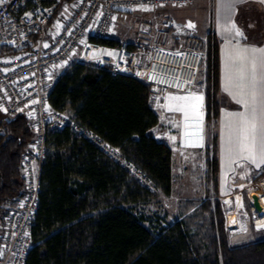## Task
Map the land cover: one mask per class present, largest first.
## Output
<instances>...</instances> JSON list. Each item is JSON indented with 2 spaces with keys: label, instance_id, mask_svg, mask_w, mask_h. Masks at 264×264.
I'll return each mask as SVG.
<instances>
[{
  "label": "trees",
  "instance_id": "obj_1",
  "mask_svg": "<svg viewBox=\"0 0 264 264\" xmlns=\"http://www.w3.org/2000/svg\"><path fill=\"white\" fill-rule=\"evenodd\" d=\"M257 25L252 36L264 39L261 21ZM97 42L113 46L119 41ZM205 49L204 121L214 126L219 111L218 45L212 30ZM0 51L13 53L7 48ZM150 95L151 86L141 80L75 63L56 78L48 101L115 147L156 189L170 196L172 152L152 134L159 116ZM31 138L25 116L0 122V210L23 189L20 161ZM45 143L31 230L36 245L26 264H264V238L230 245L217 196L181 201L180 215L173 222L145 225L146 218L131 205L148 200L152 193L114 159L69 128L48 131ZM213 151L208 169L217 185L215 144ZM260 175L264 176V167Z\"/></svg>",
  "mask_w": 264,
  "mask_h": 264
},
{
  "label": "built area",
  "instance_id": "obj_2",
  "mask_svg": "<svg viewBox=\"0 0 264 264\" xmlns=\"http://www.w3.org/2000/svg\"><path fill=\"white\" fill-rule=\"evenodd\" d=\"M192 0H3L0 3V48L13 53L0 56V113L8 119L21 114L32 119L31 144L20 161L23 189L10 204L0 234V264H26L27 255L36 245L31 236L41 191L42 163L46 156V134L50 130L69 128L82 136L134 177L144 188L155 189L152 182L119 151L84 129L70 112L52 108L48 95L54 69L83 63L102 68L111 76H128L141 80L161 92L192 94L203 53L195 48L168 49L153 43L119 41L117 45L97 42L110 38L114 20L120 12L136 7L181 6ZM66 5V6H65ZM65 22L47 32L55 12L63 7ZM67 11V12H66ZM58 13V12H57ZM30 14V15H29ZM142 34L150 27L142 24ZM70 61V62H69ZM56 80V79H55ZM151 90L152 108L162 105ZM184 121L181 122V124ZM181 125L180 146L200 148L206 141L205 121ZM213 128V124H210Z\"/></svg>",
  "mask_w": 264,
  "mask_h": 264
},
{
  "label": "rangeland",
  "instance_id": "obj_3",
  "mask_svg": "<svg viewBox=\"0 0 264 264\" xmlns=\"http://www.w3.org/2000/svg\"><path fill=\"white\" fill-rule=\"evenodd\" d=\"M61 9L56 16L59 14L62 15L63 18H61V22L63 23L65 22L67 13L61 14ZM248 10V17L252 19V17L249 16L252 15L253 17L256 16L260 18L262 28L264 29V15L259 8L248 5ZM54 21L55 19L49 24H54ZM189 23L194 25V27H188ZM142 24H147L150 27L148 34L141 33L140 27ZM211 30L213 31V0H192L181 6L136 7L120 12L114 20V26L109 37L117 39L118 41L143 42L145 46L157 43L172 50L185 48L198 49L203 53V60L197 76L196 89L192 94L201 91L205 100V43L208 39V33ZM6 55L7 54L3 52L0 53V56ZM65 66L66 65L54 69L50 74V84L55 81L57 74H59ZM151 90L162 103V105H156V107L153 108L154 111L159 114L165 110V104L168 102V93L161 92L156 88H152ZM25 118L31 130L32 119L26 116ZM5 119L10 120L0 113V122ZM168 122L169 123H166L168 124L167 126H169L168 128L162 126L158 128L157 130L159 131L156 132H161L163 137L176 138L178 147L182 148L180 146L179 136L182 128L185 130L181 125H187L186 122L180 125L179 130V126L174 127L172 121ZM207 132L205 144L203 147H200L202 149L194 151L187 150L183 153L175 154L172 171V192L170 196H165L155 188L151 191L152 196L148 200L132 204L131 206L137 214H142L146 218L145 225L151 224L152 226H156L157 224L164 225L165 223H171L178 218L180 215L178 207L181 201H203L207 197H210L211 200H215L217 196L226 217L229 243L242 246L248 244L247 240L249 239L255 241L263 239L264 229L257 230V224H255V219L259 218L260 215L254 210L253 204L251 203L256 199L257 202L264 207L263 176L257 174L252 177L251 175L247 181L236 180L237 182H235L234 179V183H231L227 188V192H225L228 193V195L226 194L224 196L221 194L218 185H215V182L210 177V169H208V158L212 159L214 152V127L211 128L210 125L207 126ZM31 142L32 138L28 142L27 147ZM231 185L234 187L233 189L230 188ZM215 190H217L216 195L214 194ZM10 203H12V201L7 202V204ZM0 214L2 218V229L6 214V204L2 206ZM231 222L234 224L233 228L228 227L229 224L231 225Z\"/></svg>",
  "mask_w": 264,
  "mask_h": 264
},
{
  "label": "crops",
  "instance_id": "obj_4",
  "mask_svg": "<svg viewBox=\"0 0 264 264\" xmlns=\"http://www.w3.org/2000/svg\"><path fill=\"white\" fill-rule=\"evenodd\" d=\"M231 5V6H229ZM248 5H253L259 8L261 13L264 15V3L261 0H213V32L217 39L218 45V100H219V111L214 127L215 131V157L217 161V185L220 193L224 196L228 193L227 188L231 183L239 181H247L251 175L256 176L261 174L264 165L260 168H256L249 161L242 158L243 154H229L226 151L229 137L233 135L235 121L228 115L230 113L243 112L244 108L241 104L237 103L231 95L224 90V83L226 76L234 71L233 58L236 53L244 48H261L264 47V39H257L252 36V33L258 30L260 24V18L248 17ZM60 11V10H59ZM65 14V8L61 9V14ZM62 15L55 17V23L49 24L47 32L49 35L56 30L60 23ZM235 23L236 27L243 33V37L235 35L231 30V25ZM250 64H246V70L250 71ZM259 78V73H258ZM168 102L165 104V110L158 114V124L152 128L153 136L159 140L164 141L172 152V171L174 164L175 154L183 153L187 150L194 151L202 148H179L176 138L163 137L161 132L157 130L162 126L168 128V121L174 123V127L179 126L181 122H197L204 121L205 116V100L203 93L195 92L194 94H178L176 92L169 91ZM176 96H202L203 101H197L195 99L184 100H171L170 97ZM177 108H182L183 111H177ZM187 113V115L185 114ZM165 121V122H164ZM205 137H207V129H203ZM175 137V136H174ZM207 139V138H206ZM184 149V150H183ZM173 175V174H172ZM264 179V176L263 178ZM237 180V181H236ZM231 189L234 187L231 185ZM257 204L261 208V212H257L255 207L254 210L260 215L259 218L255 219V224L260 221H264V207L257 202L256 199L251 202ZM1 215V214H0ZM2 218L0 217V233H1ZM229 228H233L234 224L231 222ZM253 235V234H252ZM255 240L249 239L247 243L254 242ZM243 243V242H242ZM231 244V243H230ZM233 245V244H231ZM234 244L233 246H238Z\"/></svg>",
  "mask_w": 264,
  "mask_h": 264
},
{
  "label": "snow or ice",
  "instance_id": "obj_5",
  "mask_svg": "<svg viewBox=\"0 0 264 264\" xmlns=\"http://www.w3.org/2000/svg\"><path fill=\"white\" fill-rule=\"evenodd\" d=\"M261 2L264 3V0ZM188 27L194 25L189 23ZM231 30L235 35L243 37L235 23L231 25ZM246 64H250V71L246 70ZM233 65L234 71L225 78L224 90L243 106L244 111L228 114L235 124L226 151L229 154L247 153L242 158L260 168L264 165V47L239 50L233 58ZM170 99L203 101L202 96H176ZM176 110L183 111L182 108ZM260 229H264V221L258 222L257 230Z\"/></svg>",
  "mask_w": 264,
  "mask_h": 264
},
{
  "label": "water",
  "instance_id": "obj_6",
  "mask_svg": "<svg viewBox=\"0 0 264 264\" xmlns=\"http://www.w3.org/2000/svg\"><path fill=\"white\" fill-rule=\"evenodd\" d=\"M253 207H255V209H256L257 212H259V213L261 212V208H260V206L257 205L256 203L253 204Z\"/></svg>",
  "mask_w": 264,
  "mask_h": 264
}]
</instances>
